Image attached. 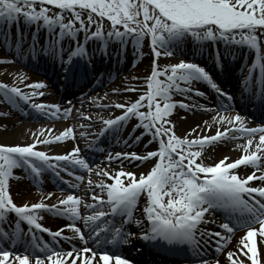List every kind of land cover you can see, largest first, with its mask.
<instances>
[{
	"label": "snow or ice",
	"instance_id": "snow-or-ice-1",
	"mask_svg": "<svg viewBox=\"0 0 264 264\" xmlns=\"http://www.w3.org/2000/svg\"><path fill=\"white\" fill-rule=\"evenodd\" d=\"M48 6H55L59 11L50 15ZM85 10L86 17L83 16ZM65 12L72 14L67 22ZM21 16L25 24L29 25L36 23L39 27L42 21L50 36L58 26L60 40L66 35L76 37L78 33H84V43L77 41L75 48L67 52L66 61L63 47L55 48L59 40L49 39V47L53 48L62 64H71L74 57L86 56L89 40L103 41L102 51L106 53L109 39H114L123 47L131 38L134 45L139 47L145 38H149L153 61L145 80L146 90L134 101L101 105L123 111L113 118L100 119L104 124L103 133L119 131L128 120L136 117L138 123L133 126V132L139 127L144 132L135 137V142H139L145 134H151L153 140L158 142V148L145 155L136 152L116 153L115 157L110 154L109 160L119 161L121 157L129 162L153 157L157 160L147 173L137 174L123 168L114 173L101 170L98 174L108 177L112 182H93L89 179L88 184L91 186L95 183L101 193L92 192V203H86L81 196L70 193L53 205L43 200L18 205L10 192L14 169L24 168L38 180L40 174L47 170H51L54 175L59 174L58 169L67 172V167L61 168V162L89 173L92 168L80 155L78 146L70 152L51 155L37 148L38 144L75 138L72 127H66L58 135L52 134L51 139H40L33 133L35 138L32 143H0V264H134L133 260L119 252L121 246H130L134 238L155 242L170 252L178 253L184 246L197 247L207 235L219 238L217 251H222L224 243L231 240V234L241 227L246 228V232L238 238L236 250L227 252L229 264H264L257 239L259 237L260 245H264V186L253 187L249 184L257 179L264 181V171L257 175L264 164V135L259 136L253 148L255 133H264V126L247 128L242 122L244 118L237 113L235 116H219V121L227 122L231 128L217 130L214 135L191 139L177 135L169 117L177 103L182 108H188L189 105L172 100L173 91H193L191 87H182L181 82L188 85L193 81L206 82L218 95L227 97L229 101L232 97L198 63L180 60L163 68L157 63L162 55H173L175 47L189 37L198 43L223 41L226 47L229 44L247 46L255 50L256 59L249 68L245 83L247 85L252 73L259 68L258 84L264 95V0H0V24L18 23ZM105 18L110 21L108 31L103 28ZM77 23L79 27H76ZM93 25L95 30H92ZM22 39L23 35L18 34L17 48L22 46ZM35 45L34 38L33 49ZM0 62L8 61L0 58ZM25 87L32 91L25 92L18 86L0 82V94L13 106L24 101L49 117L58 118L62 113L66 118L70 114L71 108L61 110L59 104H49L43 100L36 102V98L46 95L41 90L47 87L43 81H34ZM196 94L205 95L199 90H196ZM220 107L227 106L221 104ZM144 108L146 111L141 110ZM48 131L51 132V129ZM191 131L195 132L196 129ZM232 131L249 137L242 146L243 154L235 160L225 156L214 164L204 163L202 153L205 147L226 138H235L230 135ZM41 134H44L43 130ZM129 135L131 137L132 133ZM240 166H252L255 170L241 176L238 173ZM76 179L82 181L83 177L77 176ZM51 195L48 194L49 197ZM141 195L146 198V229L143 222L134 216ZM257 195L261 199H257ZM81 206L92 211L82 215ZM105 206L107 211L104 210ZM215 209H221L226 214L225 222L219 225L222 231L202 230V223H214L206 219L205 214ZM41 210L67 217L71 222L53 231L40 223L42 218L38 213ZM9 213H14L16 219L5 229ZM110 216H118L120 225L109 220ZM81 220L87 233L76 223ZM21 222L29 225L27 233L22 229ZM130 223L141 228L138 237L127 230L126 226ZM65 228L72 235H65ZM35 230L48 233L53 243L44 241ZM60 238L69 243L68 249L53 246L59 244ZM76 240L80 246L73 243ZM5 243L9 246L5 247ZM18 244L24 246L22 251L17 248ZM109 247L115 251H110ZM200 264L208 262L201 260ZM215 264H220V261L216 260Z\"/></svg>",
	"mask_w": 264,
	"mask_h": 264
},
{
	"label": "bare ground",
	"instance_id": "bare-ground-1",
	"mask_svg": "<svg viewBox=\"0 0 264 264\" xmlns=\"http://www.w3.org/2000/svg\"><path fill=\"white\" fill-rule=\"evenodd\" d=\"M37 7H39V5H37ZM50 9V15L57 12L52 8ZM83 16H87L86 10L84 11ZM64 17L65 21H68L72 18V14L70 12L65 13ZM77 26H79L78 23L76 24V27ZM103 28L105 31H108L110 29V24L108 22H103ZM93 29H95V25L92 26V30ZM59 31L60 29L57 26L54 30V33L50 36L46 27L43 26L42 21L39 22V27L36 23L30 25L25 24L23 16L20 17L18 23L14 22L9 25L7 22H4L0 24V58L8 61L0 62V82L7 83L10 86H18L22 91L25 92L32 91L31 89L26 88L25 85L30 84L34 81H43L47 85V87L41 89L46 94H49L48 91L54 92V90H48L54 89L50 88V85L53 83H56L59 89L63 85L66 74L65 69L67 68L68 63L65 62L62 64L57 58L56 52L53 50V48L49 47V39L57 41L55 40V37H57ZM18 34L23 35V39L21 41L22 46L20 48H17ZM70 37L72 36L66 35L64 37V40L60 44L57 43L55 45L56 49H59L61 46L63 47L65 52V61L67 60V52H69L74 47V45H71V42L73 44V42L78 41L80 43L84 41L83 37ZM34 38L36 39V45L33 49L32 41ZM99 44L100 42H98L97 46ZM193 45V42L189 41L188 38L175 47L173 55H162L158 58L157 63L161 68H163L165 65L178 63L180 60L191 61L189 57H196V59L198 60H201L203 58L206 59L208 58L209 54H211L208 50L207 52H205L204 48H197ZM148 48L149 47L146 38L143 40L141 46L139 47H137L136 45L135 47L129 45L127 48H125L126 52L125 54L117 58V64L115 66H108L105 69L104 75L99 80L98 84L93 88L94 92H90L91 94L88 95V98H85L81 102L80 100H76L79 102L75 101V103H73V106H60L61 110L71 108V112L66 118L62 115V113L58 116V118L49 117L44 113H40L36 116V118L40 119L34 118V120L36 121L25 120L24 118H27L28 116L33 117L30 116L31 113L24 109L26 107L23 106L24 108H21L19 106H13L7 100H5L2 94H0V143L9 145L32 143L35 138L33 136V133H35L39 138L41 137L40 139H51L52 134L58 135L66 127H72L75 138L69 137L68 139L63 141L46 143L41 147L38 146L37 148L43 149L45 151L51 150L52 152L65 153L70 152L73 147L78 146L81 150L80 155L88 161L90 167L92 168L91 173L83 169L85 174H78L74 176L73 179L71 178L72 182L74 183L73 185H78V187L73 188V192L59 189L55 183L50 182V180L45 177H42V180L37 183L35 180L32 181L29 175L26 176L27 174L24 171V168L14 169V178L10 179V192L15 203H17L18 205H22L24 203L32 204L43 200L44 203L53 205L56 204L58 200L63 199L70 193H75L76 195L82 197V192H90L91 194H85L86 198H89L90 200L92 192L95 191L96 194H100V189L98 187H95V183L90 186L88 184L89 179H91L93 182L107 179L102 178L101 176L103 175L98 174L101 170H105L109 173H114L120 168H123L125 170L134 171L139 174L147 173V171L151 169V167L156 163L157 158L155 157L142 162H140L139 160L129 162L128 160H125L123 158H121L119 161H117L116 159L109 160V156L105 154V148L102 149L104 152H98L96 150L93 151V143H90L93 132V128L90 127H104V124L102 123L100 117H103V119H105V117L107 118L108 116L115 115L116 113L117 115H120L123 111L120 108L101 107V105L106 106L116 103H128L137 99L139 95L146 90L145 80L150 73L153 61L152 52L150 51V48ZM248 49L249 48L247 46L235 44H229L226 47L225 43H222L219 49L222 56V59H220V61H222V64H220V66H222L223 68L222 73L225 70L224 75L227 78V82L225 84L227 86H229V80L232 79L228 71L230 69L228 55L248 53ZM87 50L90 52L91 48L89 47L87 48ZM251 50L253 49H250V51ZM5 53L9 54V56ZM31 53H34L35 55V62L32 60ZM213 59L219 61V58L215 54H213ZM78 60L80 65L79 75L81 77V80H77L78 70L77 62H75V68L73 67L68 80L62 86V89H65L66 93L74 95L73 97L76 98L77 95L75 96V92L77 91V89L81 88L83 86V83L85 85H91V83L88 81L90 78V74L91 79L93 78V72L91 71V69L89 70V72H86L83 59L81 57H78ZM248 61H251V58ZM59 63H61L60 66ZM44 64L48 65L50 69L52 68L51 71L49 69H46V66ZM22 65H24L25 68ZM215 66L216 68L219 67L218 64H215ZM42 70H45L46 72H48V74L52 75L51 80H44V78H42V76L38 74L39 71L44 72ZM106 74L109 75L108 80L106 79ZM134 77H136V79H134ZM164 78L165 77H161V79ZM190 86H193L196 89L200 90L203 89L202 85L198 81H193ZM229 87V89L233 91L232 94L234 97L242 96L239 90H235L231 86ZM131 88H135L137 90H124ZM114 89H119V91H113ZM254 93H256V91H254ZM55 94L58 93L55 91ZM171 99L178 100L177 102L182 101L189 105L188 108H182L180 104L177 103L172 115L169 117V119L172 121V124L174 125L173 130L177 135L181 137L188 136V138L191 139L197 136H211L214 135L217 130L223 131L225 128H231V125H229L227 122L219 121V116H235V114H233L232 112L225 110L232 106L227 98H223L222 96L220 98L218 96L216 97L211 93V91L209 92L208 89H206L205 97L197 95L194 92L185 93L181 91H173ZM44 102L50 103L52 101L44 99ZM221 104L226 105L227 107L221 108ZM234 104L236 103L234 102ZM20 105H22L21 102ZM143 110L146 111V108ZM217 113H219V115H217ZM82 117H90V119ZM135 118L136 117H132L130 120L132 121V119ZM83 121H86V123H84ZM242 122L243 125L247 128H256L259 126H263L258 124L257 122L250 125L249 119H243ZM209 125L211 126L210 128ZM49 129H51V132L48 131ZM191 129H196V131L192 132ZM41 130H43V135L41 134ZM141 132H144V129L142 127L136 128L135 135ZM106 134L107 137L112 136L110 139V144L119 145L125 149L133 148V146L128 142V136L124 133H121L120 130L108 131ZM230 135L235 138H226L214 145L205 147L202 153L204 163L214 164L219 159H222L225 156L229 157L230 160H235L243 154L244 148L242 146L246 144L249 137H244L243 134L236 131H232ZM260 135H264V133H255L253 148L255 143L259 141ZM142 138L144 144L145 140L147 141L151 139V146H148V148L158 145V142L156 140H153L151 134H145L142 136ZM102 141L104 142V139ZM93 160H99V162L96 164H91ZM250 168L253 167L240 166L238 169L239 175ZM260 168L261 170H264V164H262ZM257 173L260 172L258 171ZM77 176H82L83 180H77ZM106 181L112 182L109 179H107ZM49 193H52L51 197L48 196ZM140 200L141 203L146 202L145 196L141 195ZM87 203L90 202L87 201ZM141 203L138 208H140ZM84 209L85 208L81 206L82 213ZM38 215L42 218V222L46 223L47 226H51L54 228L62 227L63 225L71 222L66 221V217L57 216L49 212H39ZM135 215L140 216V211L136 210ZM76 223L82 228V223L80 221H76ZM245 232L246 230H238L236 232L234 231V233L231 234V240L229 242L227 241L228 243L226 242V249L222 254H219V252H217L216 250H212L209 254H213V256H215L216 258L214 260H206L208 264H215L216 260H219L220 264H229L226 254L228 251L236 250L237 240L239 237L243 236ZM257 239L258 247L261 249V257L262 259H264V245H260L259 237ZM73 243H75L77 246H80V242L78 240L73 241ZM68 248L69 244L64 247V249ZM134 264H138V262H134ZM188 264L200 263L193 262Z\"/></svg>",
	"mask_w": 264,
	"mask_h": 264
},
{
	"label": "rangeland",
	"instance_id": "rangeland-1",
	"mask_svg": "<svg viewBox=\"0 0 264 264\" xmlns=\"http://www.w3.org/2000/svg\"><path fill=\"white\" fill-rule=\"evenodd\" d=\"M52 7H54L53 9L57 11L58 8H56L55 6H52ZM58 10H59V9H58ZM146 40H147V39H146ZM148 47H149V46H148ZM112 153L114 154L113 156H115V154H116V153H119V151H117V150H116V151L111 150V154H112ZM94 163H97V161L94 162ZM84 201H86V198H85V197H84Z\"/></svg>",
	"mask_w": 264,
	"mask_h": 264
}]
</instances>
